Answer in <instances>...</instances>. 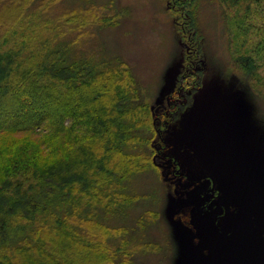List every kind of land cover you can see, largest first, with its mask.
<instances>
[{"label": "rangeland", "instance_id": "1", "mask_svg": "<svg viewBox=\"0 0 264 264\" xmlns=\"http://www.w3.org/2000/svg\"><path fill=\"white\" fill-rule=\"evenodd\" d=\"M41 2L5 14H43L41 27L50 18L56 44L67 45L71 58L125 61L140 101L151 106L149 118L160 128L152 141L161 170L131 180L144 201L128 209L127 217L105 223L118 231L104 236L103 247L127 251L118 253L116 264H257L259 247L249 230L223 234L248 217L264 250V61L257 60L254 77L234 65L228 40L235 29L228 36L224 20L234 9L221 0H58L43 11ZM4 4L12 2L0 0V9ZM68 12L81 18L69 24L58 19ZM188 14L200 60L192 56ZM248 22V36L245 27L239 30L243 50L261 40L259 16ZM194 71L195 85L185 86V76ZM148 209L153 221L146 216L141 232L136 219ZM124 226L139 235L124 233Z\"/></svg>", "mask_w": 264, "mask_h": 264}, {"label": "trees", "instance_id": "2", "mask_svg": "<svg viewBox=\"0 0 264 264\" xmlns=\"http://www.w3.org/2000/svg\"><path fill=\"white\" fill-rule=\"evenodd\" d=\"M10 1L0 9V264H116L118 253L127 251L103 247L104 236L118 231L105 223L127 217L144 201L131 180L161 170L152 141L160 128L125 61L71 58L67 45L56 44L50 18L41 27L43 14H5L10 7L27 9L32 0ZM57 1L42 0V10ZM221 2L234 9L224 18L227 35L235 29L228 40L232 61L254 77L257 60L264 61V0ZM188 15L192 56L200 60ZM256 15L261 40L243 50L239 30L245 27L248 36V18ZM73 17L80 16L68 12L58 19L69 24ZM194 76L196 71L185 76V86L195 85ZM150 214L148 209L137 217L141 232L146 216L153 221Z\"/></svg>", "mask_w": 264, "mask_h": 264}, {"label": "water", "instance_id": "3", "mask_svg": "<svg viewBox=\"0 0 264 264\" xmlns=\"http://www.w3.org/2000/svg\"><path fill=\"white\" fill-rule=\"evenodd\" d=\"M239 225H241V226L234 228L230 234H226L225 232H223L224 236L230 237V236H233L237 231H241L243 229L249 230L251 233V237H253L254 241L256 242V244L259 247L260 258H259L257 264H264V261L262 260V255H263L264 250L261 248V244L258 241L257 237L255 236L256 231H255V229H253L252 222L247 217L246 221H244V222L242 221L241 224H239Z\"/></svg>", "mask_w": 264, "mask_h": 264}, {"label": "flooded vegetation", "instance_id": "4", "mask_svg": "<svg viewBox=\"0 0 264 264\" xmlns=\"http://www.w3.org/2000/svg\"><path fill=\"white\" fill-rule=\"evenodd\" d=\"M174 165V164H173ZM211 189V192H212V194L214 193V194H217L216 192H215V190H214V188H210ZM218 192V191H217Z\"/></svg>", "mask_w": 264, "mask_h": 264}]
</instances>
